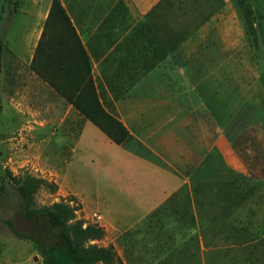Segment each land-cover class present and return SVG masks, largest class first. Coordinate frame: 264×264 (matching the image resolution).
I'll return each mask as SVG.
<instances>
[{
    "label": "rangeland",
    "instance_id": "374dc122",
    "mask_svg": "<svg viewBox=\"0 0 264 264\" xmlns=\"http://www.w3.org/2000/svg\"><path fill=\"white\" fill-rule=\"evenodd\" d=\"M52 1L0 0V8L4 9L0 19L3 42L0 175L4 186L0 191V254L8 258L23 257L33 248L38 260L42 255L34 242L16 235L7 221L25 235L40 237L45 228L50 234L56 233L55 228L42 224L41 230L36 229L24 218L19 205L21 199L15 189L16 181L31 175L55 183L53 192L40 186L33 193L34 207L65 201L76 208V218L82 219L84 225L101 226L99 214L94 213L95 209L89 210L73 191L82 192L89 206L97 201L94 193L96 178L116 172L109 159L106 161L117 150L111 142L153 163H160L129 134L120 141L111 138L99 125L108 126L103 116H96L99 124L94 123L65 96L59 94L73 106V113L70 111L66 115L63 100L58 116L50 107L51 103H57L49 92L50 83L32 66L38 42L42 40L41 56L45 63L51 60L55 45L59 44L58 37L62 47L72 49L68 48V56L74 66L83 55L70 31L61 23L54 22L45 27L42 35ZM131 29L135 35L125 38L129 43L134 40L137 44L152 43L163 48L161 52L147 54L155 60L184 43L196 46L197 60L214 59L215 55L217 58L231 56L235 78L246 72L250 82L258 80L259 76V81L264 83V0H215L212 4L202 0H166L164 4L153 5ZM144 32H147L146 37ZM217 47L221 52H209L210 48ZM224 47H227L226 51ZM87 64L89 71L87 68L73 70V95L66 93L72 100L82 93L83 97L78 99L82 106L100 114L94 98L102 105L88 61ZM84 120L98 127L113 145H107L109 141L103 139L91 123L77 145L68 140L58 142L64 141L66 136L78 138L81 133H65L64 129L75 130ZM59 122L60 127L57 126ZM57 127L59 130L55 131ZM232 131L235 151L248 170V178L216 186H196V221H201L200 228L149 229L145 230L147 235L139 239L133 238L128 231L118 233L115 245L110 243L115 250L113 264H264V95L254 103L249 102L248 108L234 119ZM114 135L119 138L117 133ZM98 152H102L100 156ZM105 232L101 239L91 243L106 246L109 239Z\"/></svg>",
    "mask_w": 264,
    "mask_h": 264
},
{
    "label": "crops",
    "instance_id": "0c3cea01",
    "mask_svg": "<svg viewBox=\"0 0 264 264\" xmlns=\"http://www.w3.org/2000/svg\"><path fill=\"white\" fill-rule=\"evenodd\" d=\"M59 1L84 49L74 69L87 68V61L90 63L102 107L118 119L136 144L160 162L153 163L111 142L117 150L106 161L109 159L116 172L96 178L97 201L89 206L82 192H73L89 210L99 214L108 244L115 245L118 233L124 231L139 239L149 229L202 227L201 221H196V186L248 178L231 133L234 119L250 101L254 103L264 95L263 81L258 76L250 82L246 72H242L246 76L241 73L235 78L231 56L197 60L196 46L179 44L170 54L155 60L147 54L161 52L162 47L134 40L129 43L125 38L135 35L131 26L162 0ZM202 2L212 4L215 0ZM210 49V53L221 52L218 47ZM71 63L70 56L65 58V69ZM73 80L70 73L56 83L73 95ZM48 87L57 102L50 104L55 114L61 112L62 100L66 115L73 113V106L52 85ZM88 123L92 124L84 120L72 131L65 128V133L81 135L66 136L58 142L68 140L77 145ZM102 138L109 141L104 135ZM33 249L17 258L0 254V264H42V259H32Z\"/></svg>",
    "mask_w": 264,
    "mask_h": 264
},
{
    "label": "trees",
    "instance_id": "16d2710c",
    "mask_svg": "<svg viewBox=\"0 0 264 264\" xmlns=\"http://www.w3.org/2000/svg\"><path fill=\"white\" fill-rule=\"evenodd\" d=\"M14 1V0H11ZM166 0L158 2V4H164ZM4 7V6H3ZM4 14V9H0V19ZM63 24L68 31L70 36L73 37V41L78 44L80 51L84 54L83 47L80 44L79 38L75 33L74 27L72 26L69 17L67 16L64 8L58 0H53L51 3L50 11L47 15L44 30L42 35L45 33V27L53 25V23ZM59 40V44L55 45V50L52 54L49 63L44 62V58L41 56L42 52V40L38 42L33 58V69L43 78L49 81L60 95H63L71 101L73 105L82 111L87 117H89L94 123L99 124L96 116H103L108 123V126L99 124L101 129L106 132L111 138L116 141H120L124 135L128 134L124 126L115 119H112L106 112L103 111L96 97L94 101L97 105L98 112L95 114L94 110H89L87 107L82 106L78 99L83 97V94L77 96L76 100H72L71 96H67L66 91L59 86L56 81L62 80L64 77L72 73L74 70V63L72 62L67 69H65V58L68 57L70 51H66L65 46L62 47L60 43V37L56 38ZM3 42L0 39V58ZM67 48V49H68ZM67 56V57H65ZM1 61V60H0ZM89 71V65H87ZM87 71V73H88ZM110 122V123H109ZM118 127L117 130L113 128ZM117 133L119 138L114 135ZM2 176L0 175V191L3 190V184L1 183ZM44 186L49 191L53 192L56 189V184L53 182H47L46 180L27 175L22 181L15 182V189L20 196V210L25 219L30 221L36 229L41 230L42 224L44 227L50 226L55 228L56 233L50 234L47 228L41 231V236L36 237L34 235H25L17 231L10 221H7L9 228L18 236L30 239L34 242L36 249H38L42 255V264H98L102 262L104 264H113L115 261V250L112 244L106 246L97 245L91 243L92 240H99L104 235V229L98 224L87 223L84 225V221L80 218H76V208L69 205L65 201L54 202L49 206L34 207L33 206V193L40 187Z\"/></svg>",
    "mask_w": 264,
    "mask_h": 264
},
{
    "label": "water",
    "instance_id": "95a60500",
    "mask_svg": "<svg viewBox=\"0 0 264 264\" xmlns=\"http://www.w3.org/2000/svg\"><path fill=\"white\" fill-rule=\"evenodd\" d=\"M33 260H35V261H37V260H38V257H37V255H34V256H33Z\"/></svg>",
    "mask_w": 264,
    "mask_h": 264
}]
</instances>
